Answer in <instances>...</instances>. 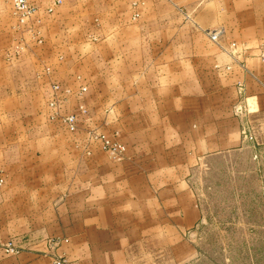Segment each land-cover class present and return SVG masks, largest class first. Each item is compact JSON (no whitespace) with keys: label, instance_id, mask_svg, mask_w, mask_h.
<instances>
[{"label":"rangeland","instance_id":"rangeland-1","mask_svg":"<svg viewBox=\"0 0 264 264\" xmlns=\"http://www.w3.org/2000/svg\"><path fill=\"white\" fill-rule=\"evenodd\" d=\"M28 2L34 12L22 24L13 0H0V26L13 24L7 52L16 59L46 37L109 38L114 51L121 44L129 68L142 63L146 79L172 58L190 59L191 74L178 71L171 88L193 101L188 109L182 100L144 108L143 88L119 94L137 98L131 108L112 106L109 94L89 91L85 75L50 80L48 90L28 94V108L13 110L0 133L73 135L80 165L73 172L52 150L41 163L27 162L24 150L0 155V264H264V174L251 152L264 145V125L247 115L251 84L264 83L246 66L250 58L264 63V0ZM70 116L75 130L64 123ZM102 137L125 149L122 161L103 148ZM95 149L111 163L107 197L92 189ZM138 162L148 171L143 189L130 179ZM50 164L66 167L48 172ZM57 180L68 187L49 184Z\"/></svg>","mask_w":264,"mask_h":264},{"label":"crops","instance_id":"crops-1","mask_svg":"<svg viewBox=\"0 0 264 264\" xmlns=\"http://www.w3.org/2000/svg\"><path fill=\"white\" fill-rule=\"evenodd\" d=\"M58 23L57 20L53 23V26ZM12 25L11 23H5L0 26V123L3 121L11 122L16 117V113L13 110H19V113H21V109L28 108L27 105L23 106L22 102L24 101L25 104L30 102L31 96L28 94L48 90L49 85L46 84L48 81L52 80L51 82L55 83L57 82L56 80L61 79L60 81H62L65 78V81L69 82L72 79L73 82L74 77L79 75H85V78H87L90 92L109 94L111 100H107L109 105L112 106H119V103L123 102L124 107L131 108L135 105L132 101L137 100V98L130 95L141 92L143 88H146L142 98L144 99L142 101L144 102V108H163L162 105L170 107L167 102L175 106L176 102L181 100L184 101V109H188L191 106L193 98L190 95L184 96L182 99L176 98L174 88H171V78L181 76L178 71L184 70L185 75L191 74L186 73V69L191 70L193 66L195 67L190 59L179 60L180 63L176 64L175 62L173 63L172 58L170 59L172 62L170 61L169 64L156 69V73L153 74L151 79H146L149 74L145 69L139 67L142 63L140 65L137 64L136 67L129 68L126 55L121 50V44L120 49L118 46L116 51H114L115 48L112 46L110 39L104 37L97 42H84L82 39H76L70 43H65L63 40H58V38H51L50 40V38L46 37L42 39L41 44L34 43L37 47L40 46V49L33 48V44H30L31 48L16 59L11 54V51L7 52L14 42L11 31ZM246 64L249 75L264 83V63L257 58H250L246 60ZM208 66L202 64L200 67L208 69ZM257 84H251V92L253 93L250 99L254 100L247 115L248 120L252 124L264 125V84ZM125 93L130 95L119 96V94ZM16 94L25 95L21 97ZM111 97H119L121 100L114 102ZM186 102H189V104L187 105ZM21 117L24 120L28 117L32 122V116L27 112ZM23 121L18 120L14 123L21 124ZM220 132L218 131V134H221ZM262 133H264V128ZM78 141V138L68 134L0 133V155L9 153L12 150H24L30 154L27 162L38 161L41 163L44 159V154L52 150L56 153H62L65 159L64 163L69 165V162L66 163L65 161H70L73 172H76L80 165V150L77 149L78 145H76ZM251 152L252 154L254 153L253 156L258 155L257 160L253 162L264 174V145L258 151L251 150ZM150 153L155 155V152L151 151ZM144 154L145 152L141 155ZM135 165L136 167L129 169V172L132 173L130 179L136 180L138 183L137 187L143 189L145 187V173L148 171L146 172L144 165L139 162ZM51 166L54 168H51ZM110 166V161L101 150H93L92 156L88 159V172L95 175L94 179L91 180L94 183L92 189L105 190V197L108 194L106 184ZM65 167L63 165L50 164L48 172H53L54 170L55 172L59 170L63 172ZM126 178H128V175H126ZM49 184L55 188L68 187L63 181L59 180L56 183L49 182ZM94 194L96 198L97 193L94 192ZM56 198L63 199L59 196ZM37 203H40V201L37 200ZM104 204L94 205L95 212H98L100 208H104Z\"/></svg>","mask_w":264,"mask_h":264},{"label":"built area","instance_id":"built-area-1","mask_svg":"<svg viewBox=\"0 0 264 264\" xmlns=\"http://www.w3.org/2000/svg\"><path fill=\"white\" fill-rule=\"evenodd\" d=\"M60 3V1H57ZM14 14L19 18L20 22L23 24L25 20L32 16L34 9L29 4L28 0H13ZM50 12L53 10L50 9ZM213 39H217V34H214ZM54 90L59 92L60 86L55 85ZM82 92H86V88H82ZM77 118L75 116L67 117L64 123L71 129L75 130ZM103 144V148L109 151L110 155L117 161H122L125 156V149L121 145L111 144L105 137L100 138Z\"/></svg>","mask_w":264,"mask_h":264}]
</instances>
